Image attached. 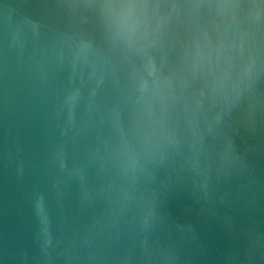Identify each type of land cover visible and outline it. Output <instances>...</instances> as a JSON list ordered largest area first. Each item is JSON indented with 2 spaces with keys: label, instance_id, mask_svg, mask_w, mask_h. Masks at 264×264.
Masks as SVG:
<instances>
[{
  "label": "water",
  "instance_id": "95a60500",
  "mask_svg": "<svg viewBox=\"0 0 264 264\" xmlns=\"http://www.w3.org/2000/svg\"><path fill=\"white\" fill-rule=\"evenodd\" d=\"M111 2L0 0V264H264V0Z\"/></svg>",
  "mask_w": 264,
  "mask_h": 264
},
{
  "label": "clouds",
  "instance_id": "9594fccd",
  "mask_svg": "<svg viewBox=\"0 0 264 264\" xmlns=\"http://www.w3.org/2000/svg\"><path fill=\"white\" fill-rule=\"evenodd\" d=\"M147 7V0H113L107 4L106 8L115 34L126 40L134 39L138 25L133 13L143 12ZM253 72V57L243 59L236 68L235 84L238 85L239 82L249 78ZM223 86L229 87L227 80L223 82Z\"/></svg>",
  "mask_w": 264,
  "mask_h": 264
}]
</instances>
